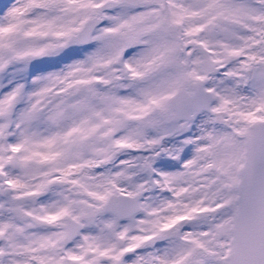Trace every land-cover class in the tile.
<instances>
[{"label":"snow or ice","instance_id":"6c2138e0","mask_svg":"<svg viewBox=\"0 0 264 264\" xmlns=\"http://www.w3.org/2000/svg\"><path fill=\"white\" fill-rule=\"evenodd\" d=\"M0 264H264V0H0Z\"/></svg>","mask_w":264,"mask_h":264}]
</instances>
